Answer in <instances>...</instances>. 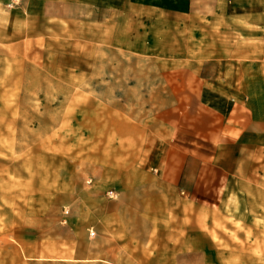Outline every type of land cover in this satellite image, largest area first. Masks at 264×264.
Instances as JSON below:
<instances>
[{
	"label": "crops",
	"instance_id": "crops-1",
	"mask_svg": "<svg viewBox=\"0 0 264 264\" xmlns=\"http://www.w3.org/2000/svg\"><path fill=\"white\" fill-rule=\"evenodd\" d=\"M7 1L0 0L6 54L47 53L58 31L68 42L90 13L97 28L105 25L107 0H15L11 8ZM209 3L147 6L157 14L146 26L161 31L152 44L162 47V69L137 76L129 104L67 102L55 117L53 108L28 113L50 124L34 131L36 148L50 152L33 156L53 160L51 188L82 189L72 205L80 217L68 209L65 217H27L20 193H9L18 208H0V264H264V0ZM49 72L39 74L69 76ZM53 125L82 127L80 165L68 149L73 141L58 149ZM33 181L40 190L41 178Z\"/></svg>",
	"mask_w": 264,
	"mask_h": 264
},
{
	"label": "rangeland",
	"instance_id": "rangeland-1",
	"mask_svg": "<svg viewBox=\"0 0 264 264\" xmlns=\"http://www.w3.org/2000/svg\"><path fill=\"white\" fill-rule=\"evenodd\" d=\"M11 1H7V4L11 3V5H5L7 8H11L15 3ZM209 2L210 0H206L207 4H210ZM161 4L162 0H107L104 27L100 23V28H97V20L90 13L86 16L85 22L80 24L84 26L87 21L86 27L69 32L68 42L65 40L64 28L58 31V39L55 38L57 45L55 43L54 46H50L47 53H32L24 58L6 54L0 46V177H2L0 188L2 185L5 186V190L1 189L3 194L7 195L1 201L3 203L1 209L5 207L9 208L10 212L16 211L18 200H10L9 193L19 192L20 209L25 211L27 217H34L35 213L42 217H65L67 214L65 209L69 210L67 214L69 217H80L75 215L78 213H75L77 208L75 209L72 205L73 199L81 198L82 189L51 188L54 186L51 182L55 169L53 160L51 161L49 156L41 158L33 156L34 150L47 155L50 152V148L47 150H44L46 147L36 148L39 142L34 141L35 129L46 127L50 129V124L40 123L39 125V122L36 123L28 116V113L46 111L50 114V109L53 108L52 115L53 113L59 115V112H65L67 105L64 104L67 102L81 104L95 101L106 103L123 101L129 104L131 87L136 86L137 81H141L137 76L146 70L162 69V47L152 44V39L157 41L154 36H160L161 31L153 32L147 30L149 27L146 26L147 24L151 26L153 17L157 16L151 13L152 10H147V6L153 8ZM62 25L64 26L65 23ZM201 48L206 47L201 46ZM51 70L61 74L67 72L69 76L55 78L39 74L40 72L50 73ZM81 71L90 74L88 77H85V74L75 76V73H81ZM99 71L100 77L97 76ZM115 71L121 73L122 77L114 78ZM103 72L106 75L105 78L101 77ZM72 73L74 77L70 76ZM115 82L116 92L114 93ZM100 85L105 87H98ZM24 113L26 114L23 115ZM2 114H6V118L11 120H1ZM24 117H27L26 121ZM3 126H6L4 133L10 136L8 140L5 137L2 139ZM52 129L57 130L58 149L60 147L65 149V142L73 141V146L70 145L68 149L71 155L74 154L72 161L80 165L82 127L57 125ZM72 129L73 132H71ZM90 129L97 131L99 127L92 126ZM67 130L69 133L65 132ZM43 145L48 146L50 143H43ZM2 151L5 152L2 154ZM18 151H22V156H18ZM18 160L21 164L24 163L22 167L24 175L19 182L13 177ZM58 161L60 165L64 159L58 158ZM18 170L21 172V167H18ZM37 177L41 178L40 190H38L39 184L33 181ZM85 180L86 178H82V182L85 183ZM14 181L18 191L12 188ZM85 187H88V184L85 183ZM106 191H102V196L113 199L114 197L109 198L105 195ZM38 194L41 195L40 198H37ZM13 203L16 204L13 205ZM187 264L193 263L187 261Z\"/></svg>",
	"mask_w": 264,
	"mask_h": 264
},
{
	"label": "built area",
	"instance_id": "built-area-1",
	"mask_svg": "<svg viewBox=\"0 0 264 264\" xmlns=\"http://www.w3.org/2000/svg\"><path fill=\"white\" fill-rule=\"evenodd\" d=\"M15 0H12L11 2H14ZM7 5H11V3H8ZM105 195L109 198H113L114 197V191L113 190H107L105 192ZM65 213H67V210H65ZM92 234V232L90 233Z\"/></svg>",
	"mask_w": 264,
	"mask_h": 264
}]
</instances>
